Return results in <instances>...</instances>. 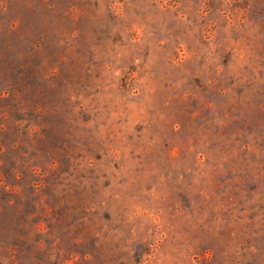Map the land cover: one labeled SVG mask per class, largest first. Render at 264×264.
Segmentation results:
<instances>
[{"label": "rangeland", "instance_id": "obj_1", "mask_svg": "<svg viewBox=\"0 0 264 264\" xmlns=\"http://www.w3.org/2000/svg\"><path fill=\"white\" fill-rule=\"evenodd\" d=\"M0 264H264V0H0Z\"/></svg>", "mask_w": 264, "mask_h": 264}]
</instances>
